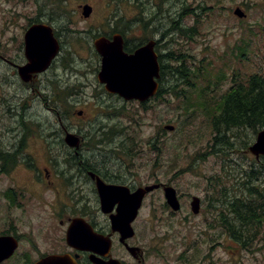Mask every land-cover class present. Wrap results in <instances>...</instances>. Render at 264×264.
Wrapping results in <instances>:
<instances>
[{
  "label": "rangeland",
  "instance_id": "rangeland-1",
  "mask_svg": "<svg viewBox=\"0 0 264 264\" xmlns=\"http://www.w3.org/2000/svg\"><path fill=\"white\" fill-rule=\"evenodd\" d=\"M58 1L60 0H0V53L5 51L2 54L6 53L10 57L16 54L15 50L19 43H22L23 28L31 22L36 12H54L57 13L61 28L59 34L62 33L65 51L58 65H67L68 61L69 65L73 63L74 60L69 57L68 51H75L82 67H95L98 59L82 49L79 38L87 39L88 29L93 30L92 33L101 31L102 24L107 23L104 19L105 13H120L127 18L126 23H129L133 12L132 0H61L65 6L63 12L57 8ZM169 2L170 5L165 6V20L162 25H166L165 30L170 29L171 36L170 96L165 99H150L147 101L149 104L143 107L132 103L123 107L121 103L102 95L103 90L96 83L95 76H89L87 82L82 79L81 84L72 78L70 81L75 82V88L73 91L70 88L69 92H74V97L71 93L60 96V117L65 124L81 125L85 135H98L96 128L105 125L109 126V139H135L138 159L133 170L138 173L140 182H148L157 177L163 182L170 180L172 187L183 195V200L185 198L182 210L173 214L172 209L164 207L167 203L163 192H156L140 213L136 241L145 246L151 254L147 264H264V225L261 230L253 231L251 235L255 236L254 240L247 236L249 242L244 248L223 232L220 225L222 206L214 210L207 207L211 195L215 196L224 187H240L248 181L251 169L257 171L260 166L259 160L249 151L258 135L255 137L251 129L243 130L238 136L242 139L246 132L247 136L243 141H251L248 149L231 152L228 149L224 155H213L209 146L213 144L214 135L207 107L214 105L227 93L233 75L242 74L247 77L258 73L264 76V0ZM85 5L93 8L94 15L89 20L82 17V6ZM237 8L247 15L245 19L234 15ZM192 28L196 32L189 36L180 32ZM174 58L184 59L188 67L200 73V77L194 81L195 88L183 86L188 97H176L171 94V87L174 85L171 65L175 63L172 62ZM58 71L57 75L63 77L59 82L69 79V75L61 68ZM6 72V66L0 64L2 148H7L21 134L12 136L9 131L18 124V120L11 117L7 104L19 101L13 97L14 88H10L2 78ZM63 86L64 83H59L58 89ZM40 105L33 106L32 113L28 112L27 116L39 120L44 125L56 123L55 114L47 113L44 102H40ZM186 109H189V112ZM80 111L84 112V117L79 119ZM166 126L175 129L168 131ZM33 135L29 138L28 151L31 153L32 150L38 167L49 168L51 171L63 170L64 166L60 164L43 162L47 149L44 148L43 142L32 141ZM156 139H160V142ZM152 140H155L156 146L153 151L147 146ZM232 141L238 142V145L243 143L236 138ZM57 147L59 152L60 144ZM99 150L101 149L92 147L87 154L95 156L96 162L108 161L103 157L106 152L101 150L102 153H99ZM112 162L114 164V161ZM25 164L27 163L20 164L12 175L20 185H23L28 177L26 171H34L29 167L30 164ZM242 170L247 172L243 173ZM255 175L259 178L255 184L264 186V174ZM9 184L10 180L6 177L0 182V236L16 226L20 232H32V241L45 250L47 246L38 234V227L46 219V205L49 207L47 203L51 200V193L45 191L44 200L40 202H28L24 213L18 209V201H13L11 195H4ZM191 196L205 200L201 215H195L191 211L187 202ZM8 203L14 204L9 206ZM151 204L155 209L150 207ZM28 240L29 238H23L24 244L29 242ZM26 249L28 250V246ZM23 252L24 247L3 264H33L37 261L36 257L26 258L22 255Z\"/></svg>",
  "mask_w": 264,
  "mask_h": 264
},
{
  "label": "flooded vegetation",
  "instance_id": "flooded-vegetation-1",
  "mask_svg": "<svg viewBox=\"0 0 264 264\" xmlns=\"http://www.w3.org/2000/svg\"><path fill=\"white\" fill-rule=\"evenodd\" d=\"M169 1L171 0H132L133 12L129 23H126L127 18L120 13H105L104 19L107 20V23L102 24V27H100L101 31L92 33L93 30L89 31L88 29V32L85 31L89 34L88 38H79V42H82L79 44L82 49L90 52L98 59V64L95 67L88 65L84 66L85 68L82 67L75 51H72V53L68 51L69 57L74 60L73 63L69 65L70 61H68V66L58 65L60 64L62 53L65 51L62 33L60 32L61 35L59 34L61 28H59L57 13L54 12H36L31 22L23 28L22 43H19L15 50L16 54L10 57L6 53L2 54L5 51L0 53V64L5 65L7 69L6 74L2 78L10 88H14L15 94L13 97L19 101L14 104H7L11 117H16L18 120V124L14 127L15 129L11 128L9 131L12 132V136H17L21 133L19 138L17 140L14 139L15 142H12L7 148L0 147V182L5 177L10 180L4 195H11L13 201L19 202L18 209L26 213L28 202H40V200H44L43 194L45 191L51 193V200L47 203L49 207L45 204L46 208H48L46 219L38 227V234L47 248L43 250L40 245H36L33 242L34 240L32 241V232L23 233L16 226H13L11 228L13 230L9 229L2 235L11 236L19 243L11 258L16 256L20 249L24 247L22 255L26 258L28 256L31 258L36 257L37 261L35 263L48 257L58 256L71 258L77 264H94L92 259L104 262L115 260L120 264H147L151 254L145 246L138 244L136 241L138 236L137 222L150 197L156 192H163L165 198L164 188L167 186L172 187V182L170 180L163 182L159 177L148 182H140L138 173L133 170L138 159L136 140H116L113 137V139H109V135H106L110 131L109 126L105 125L96 128L98 135L92 133L89 135L83 134L81 125L64 123L65 121H63L59 113V106H61L59 98L62 95H70V93L74 97V92H69L70 88H72V91L75 88V82L71 83L70 81L72 78L81 84L80 81L82 79L87 82L89 76H95L96 83L103 90L102 95L121 103L123 107L131 103L139 104L141 107L149 104L148 102L126 101L120 95L108 92L105 86L100 83L99 75L102 70L103 59L96 48V42L99 39L107 40L110 44H114L115 41L121 42L123 53L127 56H132L143 48H148L151 53L153 51L157 57L159 76L153 78L158 85V89L155 96L151 99L169 97L171 36L170 29L165 30L166 25H162L165 20V6L170 5ZM93 15L94 12L90 14L89 18H85L82 11V17L85 20H89ZM37 26L47 27L51 30L52 37L60 45V51L46 72L39 74L29 73L23 78L20 69L30 64L26 48V36L31 28ZM60 68L66 75H69L68 80L59 82L63 79V77L57 75ZM59 83H64L60 90L58 89ZM40 102H44L47 113L55 114L56 123H46L44 125L39 120L27 116L28 112L32 113L31 109L33 106H41ZM80 117H84L83 111L78 112V118L80 119ZM43 130L45 131L42 132ZM32 134H34L32 141L43 142L44 148L47 149L43 162L46 164H60L62 167L64 166L63 170L51 171L49 168L38 167L32 150H30L31 153L28 151L30 149L29 138ZM69 134L78 137L80 141L78 148H72L67 145L66 137ZM157 142H160V139ZM154 143L155 140H152L147 144L152 151L156 148ZM58 144L61 146L59 152ZM92 147L105 151L106 155L101 156L108 161L96 162L95 156L87 154ZM101 150H99V153H102ZM157 150L160 151L159 147H157ZM159 155L157 161L160 160ZM112 161H114V164H112ZM22 163H27L25 165L30 164L29 167L34 171H26L28 177L23 182V185H20L12 175ZM31 165L37 168L38 171ZM101 183L106 187L122 188L130 195L135 194L140 188L145 189L152 185H160L159 189L146 194L139 216L132 224L135 232L132 238L123 240L121 234L113 231L110 217L117 214L119 203L117 198L112 196L113 206L111 213L105 214L103 212L102 199L99 192ZM177 195L182 210L185 205V198L183 200V195L178 191ZM194 198L200 200L201 212L205 200L197 196H191L187 201L190 207ZM11 204L8 203L9 206ZM150 207L155 209L153 204ZM164 207L171 209L167 204ZM207 207L210 210L220 208L214 195L209 198ZM74 224H77V234L82 235L85 232H89L100 240V245L89 246L88 250H84L83 246H81L83 249L72 247L68 241V234ZM23 238H29V242L25 243L28 246V250ZM109 240L112 245L110 252L107 253L106 242Z\"/></svg>",
  "mask_w": 264,
  "mask_h": 264
},
{
  "label": "water",
  "instance_id": "water-1",
  "mask_svg": "<svg viewBox=\"0 0 264 264\" xmlns=\"http://www.w3.org/2000/svg\"><path fill=\"white\" fill-rule=\"evenodd\" d=\"M83 15L89 18L93 12L92 7L85 5L82 7ZM234 15L239 19H245L247 15L237 8ZM27 54L30 64L20 69L22 77L29 73H43L48 70L53 60L60 51V45L52 37L51 30L47 27L37 26L31 28L26 36ZM98 53L102 56V70L99 75V81L106 90L112 94H118L126 101H138L145 103L153 98L157 92L158 85L153 78L158 77L159 66L157 57L148 48H143L132 56L123 53L122 44L115 41L110 44L107 40L99 39L96 42ZM166 130L173 131L175 128L166 126ZM78 137L69 134L66 137V143L69 147L78 148ZM252 155L257 160L264 157V129L257 135L255 143L249 148ZM160 188V185H152L145 189L140 188L135 194L130 195L122 188L106 187L101 183L99 192L102 199V208L105 214L112 211V196L117 198L119 209L116 215H111V224L114 232H118L122 239L132 238L135 235L133 222L138 218L139 211L142 208L143 200L146 194ZM165 200L167 205L177 213L181 210L175 188L167 186L164 188ZM193 214L200 213V200L194 198L191 205ZM77 224H74L68 234V241L72 247L85 248L89 246H99V239L95 238L89 232L77 234ZM106 251L110 252L111 241L106 242ZM18 241L11 236L0 237V264L9 260L18 248ZM82 248V249H83ZM94 264H120L118 261L111 260L104 262L98 259H92ZM35 264H77L71 258L52 256L41 260Z\"/></svg>",
  "mask_w": 264,
  "mask_h": 264
},
{
  "label": "trees",
  "instance_id": "trees-1",
  "mask_svg": "<svg viewBox=\"0 0 264 264\" xmlns=\"http://www.w3.org/2000/svg\"><path fill=\"white\" fill-rule=\"evenodd\" d=\"M57 8L60 12L65 11L61 0L58 1ZM180 32L189 36L196 30L192 28ZM172 62L175 63L171 65L172 84H174L171 87V94H175L176 97H188L187 90L183 86L189 89L195 88L194 81L200 77V73L188 67L184 59L174 58ZM217 101L214 105L207 107L214 135L213 144L209 146V149L216 156L224 155L228 149L230 152L248 149L251 141H243V138L247 136L246 132L242 139L238 136L243 130L251 129L256 137L264 129V76L258 73L247 77L242 74L233 75L231 87ZM186 110L189 112V109ZM235 138L243 143L238 145V142L232 141ZM259 163L258 172L251 169L248 181L242 183L240 187H224L215 194L222 206L220 225L223 232L244 248L249 242L247 236L254 240L255 236L251 235L253 231L261 230L264 225V186L255 184L259 180L255 174H264V157L259 160Z\"/></svg>",
  "mask_w": 264,
  "mask_h": 264
}]
</instances>
